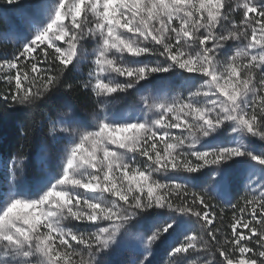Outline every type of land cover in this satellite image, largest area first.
I'll return each instance as SVG.
<instances>
[{"label":"snow or ice","instance_id":"obj_1","mask_svg":"<svg viewBox=\"0 0 264 264\" xmlns=\"http://www.w3.org/2000/svg\"><path fill=\"white\" fill-rule=\"evenodd\" d=\"M35 7L24 17L20 47L0 59L8 85L0 99L13 105L33 106L56 90L68 66L88 55L89 40L93 69L82 86L97 97L176 71L201 83L186 95L145 98L144 118L105 114L94 130L53 122L49 133L69 139L61 170L35 191L17 188L0 199V264H101L146 217L154 221L139 237V264H150L154 246L178 231L183 239L169 245L171 257L264 264V150L245 143L264 142V0H51ZM145 56L157 61L125 62ZM226 131L231 143L213 146ZM21 160L12 158L13 177ZM239 161H247L250 189L242 203L228 205L231 223L222 230L209 192L222 194L229 162ZM205 170L207 189L189 191L187 181Z\"/></svg>","mask_w":264,"mask_h":264},{"label":"rangeland","instance_id":"obj_2","mask_svg":"<svg viewBox=\"0 0 264 264\" xmlns=\"http://www.w3.org/2000/svg\"><path fill=\"white\" fill-rule=\"evenodd\" d=\"M50 3L51 0H19L18 4L9 5L7 0H0V43L5 45V51L0 53V59L11 58L13 53L20 47L23 42L22 37L27 34L28 28L24 23L25 16H32L37 13L36 5L38 3ZM237 19H239L238 14ZM88 55H82L79 62H73L68 68L72 69L82 90L88 93L82 98L79 107L71 104H65L63 108L55 114L54 118L48 122V138L46 143L40 144L32 154L27 156L16 154L9 158L0 157V199L11 193L17 188L35 191L39 188L50 175L56 174L61 170L65 150L69 146V139L66 134L53 136L49 133V128L53 122L58 125L63 120L64 126L87 128L94 130L96 126V118L105 114L131 117L133 119L140 117L141 109L144 107V99L151 97L170 98L178 95H186L187 90L195 88L201 81L186 80L179 71L167 74H158L148 83L141 82L136 89H129L124 93H115L108 97H97L91 89L85 90L83 83L87 81L88 72L93 69L91 61L93 56L91 53L96 47L94 40L86 41L83 44ZM146 64H154L157 61L155 56H145L141 58L125 57L126 63H134L136 61ZM162 61V58H160ZM187 75V74H185ZM114 79L120 83L126 81V77H119L113 74ZM67 113V115H65ZM147 118L155 119L154 113H146ZM78 122V123H77ZM232 141L230 131H226L213 142L221 145H228ZM251 150L256 152L264 150V142L258 138H249L245 141ZM199 147V146H198ZM205 150V149H200ZM16 157L21 160V165L15 171L13 177L12 158ZM211 173L207 170L203 174H194L195 178L187 181L189 191L200 192L206 190L208 186V177ZM227 177L226 184L222 189V194L217 196L216 192H209L214 198L213 202L218 208L230 209L229 204L242 203V198L249 193V169L247 161L229 162V166L225 170ZM258 180V174L252 178ZM179 182V181H178ZM252 187H257L258 183H253ZM154 221V217L144 218L139 225L133 224L129 228V233L122 238L120 245L115 247L107 254L100 257L101 264H139V260L143 258L142 246L139 244V237L150 228ZM81 231H91L86 226L80 227ZM181 232L174 233L167 239L160 241L154 246L150 264H200V259L196 255H192L187 260L168 255L169 245L175 241L182 240Z\"/></svg>","mask_w":264,"mask_h":264},{"label":"trees","instance_id":"obj_3","mask_svg":"<svg viewBox=\"0 0 264 264\" xmlns=\"http://www.w3.org/2000/svg\"><path fill=\"white\" fill-rule=\"evenodd\" d=\"M2 27L0 24V31ZM5 45L0 43V53ZM61 83L50 95L37 101L33 106H17L0 99V157L9 158L16 154L27 156L48 138V122L54 118L65 104L79 107L83 97L88 95L82 90L72 69L67 68L60 77ZM71 86V87H69ZM8 85L0 80V95ZM217 208L215 227L228 230L231 223V209H224L223 217Z\"/></svg>","mask_w":264,"mask_h":264}]
</instances>
